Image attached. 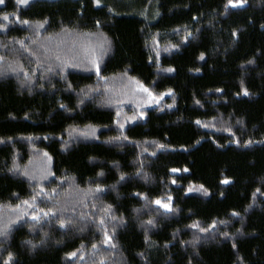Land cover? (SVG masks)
<instances>
[{
    "label": "trees",
    "instance_id": "1",
    "mask_svg": "<svg viewBox=\"0 0 264 264\" xmlns=\"http://www.w3.org/2000/svg\"><path fill=\"white\" fill-rule=\"evenodd\" d=\"M226 5L0 4V264H264V0Z\"/></svg>",
    "mask_w": 264,
    "mask_h": 264
},
{
    "label": "snow or ice",
    "instance_id": "2",
    "mask_svg": "<svg viewBox=\"0 0 264 264\" xmlns=\"http://www.w3.org/2000/svg\"><path fill=\"white\" fill-rule=\"evenodd\" d=\"M95 2L97 4H99L100 3V0H95ZM246 2H247V0H228V5H231L232 7H236V6H241V5L245 4ZM2 3H4V0H0V4H2ZM16 3L19 4V5H27L29 3V0H16ZM228 5H226L225 7L227 8ZM8 18H9L8 15H4L3 16V19L5 21H7ZM22 23L27 24L28 21L27 20H24V21H22ZM97 23H99V22H97ZM3 27H7V25L0 24V28H3ZM262 27H264V25H262ZM233 34L235 35V33H233ZM201 59H203V54H201ZM93 64H95V71H96L97 75H99V73L101 71L99 64L96 63L95 61H93ZM169 71H171V69H169ZM141 87L143 88L142 85H141ZM143 90L144 91H148L147 89H143ZM244 94L245 95L248 94L247 89H244ZM197 103H199V101H197ZM61 107H63V105H61ZM117 115H119V113H117ZM197 123H200V122L197 121ZM120 127L123 128L124 125L121 124ZM115 139H119V137H116ZM249 143H251V141H249ZM159 147H164V146L163 145H160ZM45 155H47V154H45ZM153 155H154V153H153ZM172 171L175 172V171H179V170L178 169H172ZM121 179H123V177H121ZM173 183H175V180L173 181ZM224 183H228V181L225 180ZM97 191H100L99 187L97 188ZM189 191H191V189H189ZM258 191H259V189H258ZM170 199H171V197H169V200ZM25 203H27V201H25ZM155 203L161 204V201L160 200H156ZM162 206L164 208L168 209L169 211L172 210L171 207H170V205H168V204H163ZM101 223H103V221H101ZM147 223L148 224H152L153 222L151 220H149ZM196 226L197 225H193V227H196ZM7 228H8L7 225L0 226V236H6L7 235ZM201 231H206V229H201ZM105 237H106L105 242H108V240L111 239V237H109L107 233H105ZM29 243H31V242H29ZM193 243H195V241H193ZM33 247H35V245H33ZM93 247H95V245H93ZM112 247L114 248L115 245H112ZM70 255H73L74 256L75 253H71ZM9 258H11V253H9ZM4 264H9V262L8 261H5Z\"/></svg>",
    "mask_w": 264,
    "mask_h": 264
},
{
    "label": "rangeland",
    "instance_id": "3",
    "mask_svg": "<svg viewBox=\"0 0 264 264\" xmlns=\"http://www.w3.org/2000/svg\"><path fill=\"white\" fill-rule=\"evenodd\" d=\"M31 0H29V2H30ZM94 3L95 4H97L96 2H95V0H94ZM33 171V170H32ZM34 172H35V170H34ZM161 201V200H160ZM163 204H168V203H166V202H164V201H161V204H157V205H160L163 209H165V210H168V209H166V208H164L162 205ZM169 205V204H168Z\"/></svg>",
    "mask_w": 264,
    "mask_h": 264
}]
</instances>
